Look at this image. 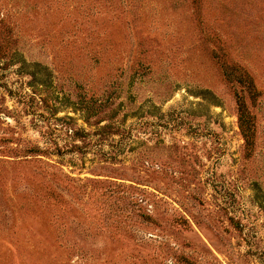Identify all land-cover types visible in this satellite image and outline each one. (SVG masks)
Returning a JSON list of instances; mask_svg holds the SVG:
<instances>
[{"label":"rangeland","instance_id":"1","mask_svg":"<svg viewBox=\"0 0 264 264\" xmlns=\"http://www.w3.org/2000/svg\"><path fill=\"white\" fill-rule=\"evenodd\" d=\"M0 264H264V0H0Z\"/></svg>","mask_w":264,"mask_h":264},{"label":"trees","instance_id":"2","mask_svg":"<svg viewBox=\"0 0 264 264\" xmlns=\"http://www.w3.org/2000/svg\"><path fill=\"white\" fill-rule=\"evenodd\" d=\"M220 68L227 81L237 83L247 93V95L242 93L240 95L236 94V102L238 127L244 140V147L250 151L254 141V120L253 116L249 113L245 98L248 97L250 101H254L256 95L254 82L249 73L234 62H226L224 59L220 63ZM30 151L33 153L43 152L40 148H30Z\"/></svg>","mask_w":264,"mask_h":264}]
</instances>
